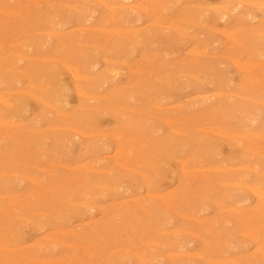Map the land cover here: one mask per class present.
Masks as SVG:
<instances>
[{"label":"rangeland","instance_id":"374dc122","mask_svg":"<svg viewBox=\"0 0 264 264\" xmlns=\"http://www.w3.org/2000/svg\"><path fill=\"white\" fill-rule=\"evenodd\" d=\"M0 98V264H264V0H0Z\"/></svg>","mask_w":264,"mask_h":264},{"label":"bare ground","instance_id":"6f19581e","mask_svg":"<svg viewBox=\"0 0 264 264\" xmlns=\"http://www.w3.org/2000/svg\"><path fill=\"white\" fill-rule=\"evenodd\" d=\"M98 1V0H97ZM238 1H240V0H238ZM248 4V3H247ZM128 5V4H127ZM113 6H115V5H113ZM112 8V7H111ZM106 30V29H105ZM123 31V30H122ZM111 32V31H110ZM118 32V31H117ZM233 32V31H232ZM49 33V32H48ZM137 38V37H136ZM21 56V55H20ZM22 57V56H21ZM20 58V57H19ZM235 65V64H234ZM262 65V64H261ZM95 66V65H94ZM67 67V66H66ZM68 69V68H67ZM70 69V68H69ZM111 71H113V70H111ZM69 72H71V71H69ZM111 73V72H110ZM61 74V73H60ZM76 78H77V76H76ZM83 78V77H82ZM68 91V90H67ZM82 93V92H81ZM62 95H63V93H61ZM60 94V95H61ZM82 95V94H81ZM80 96V95H79ZM54 97V96H53ZM52 97V98H53ZM58 98V97H57ZM50 99V98H49ZM54 99H56V98H54ZM65 100V99H64ZM0 101H1V98H0ZM2 102V104H3V100L1 101ZM67 102V101H66ZM64 103V102H63ZM7 104H9V103H7ZM32 104V103H31ZM57 104H59V102H57ZM56 104V105H57ZM4 105V104H3ZM48 105V104H47ZM52 108V107H51ZM60 108V107H59ZM54 109V108H53ZM22 112V111H21ZM251 112V111H250ZM248 113V112H247ZM255 115V114H254ZM245 117V116H244ZM9 120V119H8ZM258 122V121H257ZM254 123V122H253ZM4 124V123H3ZM256 124V123H255ZM249 125V124H248ZM73 130V129H72ZM74 131V130H73ZM212 131V130H211ZM78 132V131H77ZM177 133V132H176ZM79 134H80V131H79ZM99 134V133H98ZM225 136V135H224ZM118 137V136H117ZM230 138V137H229ZM204 139V138H203ZM84 165V164H83ZM80 166V165H79ZM119 166V165H118ZM72 167V166H71ZM126 168V167H125ZM248 177V176H247ZM234 185V184H233ZM238 186H239V184H238ZM241 186V185H240ZM255 187V186H254ZM253 193V192H252ZM255 193V192H254ZM260 194V193H259ZM151 196V195H150ZM154 196H157V195H154ZM259 197V196H258ZM76 203V202H75ZM88 206V205H87ZM248 232V231H247ZM253 249H255V248H253ZM179 251V250H178ZM178 254V253H177ZM180 254V253H179ZM219 262V261H218Z\"/></svg>","mask_w":264,"mask_h":264}]
</instances>
